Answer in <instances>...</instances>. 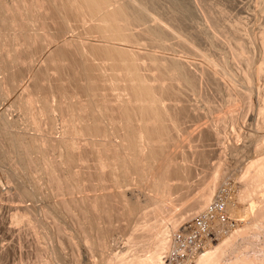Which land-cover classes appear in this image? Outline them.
Here are the masks:
<instances>
[{
	"label": "bare ground",
	"instance_id": "1",
	"mask_svg": "<svg viewBox=\"0 0 264 264\" xmlns=\"http://www.w3.org/2000/svg\"><path fill=\"white\" fill-rule=\"evenodd\" d=\"M172 1L173 5L160 8L155 0H0V74H3L0 77V94L5 96H1L0 100L6 99V96L11 98V93L17 92L20 90L17 87L22 86V74L31 73V78L27 75L32 79L31 83L26 85L28 82H25L21 92L15 98L12 97L15 103L9 101L11 105L16 104V109L25 114L36 131L24 136L20 132L21 126L19 132L17 128L13 129L14 132L4 128L16 126V120H19L16 118L21 115L19 111L18 117L15 116L16 122L7 119L5 113L3 117L0 116L1 122L5 123L4 127L0 125L3 127L0 129L6 134L12 133L10 139H0V149L13 161L9 162L14 165L11 168L25 171L31 168L33 177L37 179H32L35 187L40 188L35 182L42 176V182H46L43 185L47 184L49 193L55 196L73 195V192L80 190L77 193L79 195V192H86L87 189L86 194L82 192L85 194L82 197L77 195L79 198H74L75 194L56 200L65 216L54 210L57 207L55 205L52 210L72 220L80 240L83 238L85 242L96 244L103 250L108 246L112 223L134 213L139 203L143 206L138 196L127 195L131 187L126 185L137 181L150 207L153 205L154 221L149 222L148 228L151 230L148 231L151 232L147 234L146 249L143 253H136L135 249L134 253L122 249L113 254L109 264H162L161 255L170 249L171 234L183 219V214H173L176 198L172 197V193L178 185L181 187L180 181L176 182V179L181 180V184L187 181L191 169L187 161H192L189 157L193 158V155L184 153L186 147L181 146L185 149L183 153L180 152L182 148L178 150L181 155L175 153V149L180 148L185 115L192 112L184 104L186 98L183 99L182 93L188 92L194 82H199L200 74H203L202 79L205 76L212 85L217 86L222 82L220 76H223L224 64L221 60L207 68H199L201 71L196 69L200 71L198 74L188 67L185 59L141 49L152 45L171 47L173 44H168L170 36L177 37V41L190 48L195 46L196 37L187 36L184 32L186 37L181 34L180 19L186 12L182 0ZM190 2L196 9L195 0ZM69 24L74 29L78 26L76 30L79 31L83 25V31L81 29V34L78 31V35L75 33V37L62 39L65 37L62 33L68 32L72 26L69 27ZM204 26L208 35L214 37L205 23ZM263 30L258 43L260 54L255 53L253 48L255 76L264 70ZM214 42H211V47ZM38 56H42V63L35 66L34 57L37 59ZM2 112L5 111L2 109ZM256 116L255 127L264 129V97L258 104ZM23 120L22 124L25 122ZM57 121L60 122L59 128H62L59 129L60 137L48 135V128L55 133ZM30 127L29 130H32ZM22 129L25 130V127ZM43 129L45 132L48 130V134ZM213 135L219 134L215 132ZM186 144L187 147L191 145ZM171 146H174L173 149ZM196 150L191 149L192 154ZM197 153L200 154L199 151ZM253 160L240 176L242 181L245 180V186L241 185L243 189L239 188L236 197L237 201L245 202V205L240 208L236 205V199H223L227 216L241 221V224L238 223L233 229L235 224L227 223L224 228L221 222L213 220L218 230L217 237L196 254L192 264H264V155ZM216 171L219 178L222 173L219 169ZM22 176L21 179H24ZM123 186L128 188L127 192L122 189ZM92 189L96 193L93 194L90 191ZM131 192L130 189L129 194ZM23 194L31 193L24 189ZM211 199L210 195H203L198 202L199 210L205 208ZM60 214L56 215L47 208L43 215L58 220L62 217ZM51 222L54 223L52 226L57 224L59 227H56L57 234L67 230L59 226L60 223ZM230 229L233 230L216 243L220 233Z\"/></svg>",
	"mask_w": 264,
	"mask_h": 264
},
{
	"label": "rangeland",
	"instance_id": "2",
	"mask_svg": "<svg viewBox=\"0 0 264 264\" xmlns=\"http://www.w3.org/2000/svg\"><path fill=\"white\" fill-rule=\"evenodd\" d=\"M155 2L156 4H158L157 6H159L160 8L165 5L168 6L173 5L172 0H155ZM182 3L184 9L186 8L185 9L186 12H184L185 15H181V19H180L182 22L181 34L183 35V37H186V35L196 37L195 46L190 48L186 44L177 41L178 40L177 37L170 36L168 39V44L172 43L173 45L171 47L162 46V45H152L147 47L143 46L144 48L141 47V49L144 50L147 48L158 54L162 53L163 55L166 56L170 55L181 58L183 60L185 59V61L189 62V63L187 62V64H189L188 67L189 68L191 67V70L195 71L198 74H200L201 67L207 68L213 65L214 63H216L218 60H221L222 63L224 64L222 67V71L224 72L222 74L223 76H220V79L222 81L220 82V85L217 86L215 84L212 85L213 83H211V81L210 83H208L209 80L206 81L207 79H205L206 78L205 76H203L202 79L203 74L202 75L200 74L201 77L199 78V82H194L196 85L194 83L190 85V87L192 88L189 87L188 92L184 90L187 93L186 94L184 92L186 97L182 93L183 95L182 97H184L183 99L185 100L186 98V101L188 102L187 103L186 101H184V104H187L189 106L187 108L190 110V112L192 111L193 113L192 112L190 113L188 111L190 114L186 113L185 115V119L183 123V128L185 131L183 130V133L181 134L183 136L181 138L182 140L179 141V143H181L180 148H177V150L175 149V153L178 152L176 154H180L178 150H181L182 147L183 148L186 147L187 150L186 152H184L185 149L183 150V148H182L183 151L181 150L180 152L190 154V156L193 155V158H191L192 156L189 157L188 155V157L192 161H189L190 163L187 161V165L189 164V167L192 170L190 169V173L188 174L187 181L181 184L180 183L181 180L176 179V182L180 181L179 184L181 185V187H178L179 186L178 185L177 186L178 189L176 187L177 192L175 190L174 193H172L173 195L172 197H174V199L176 198L175 202L173 201L174 202L173 204L175 206V208L173 209V214L176 215L183 214V219L178 223V226L184 220V218L189 217L190 215H192L193 213L199 210L198 202L205 194L210 195L211 198H213L216 195H220L226 201L230 199H236L238 192H240V190L243 189L241 185L245 180L242 181L241 180L242 178L240 176L242 175V172L244 171L245 167L251 161H254L253 158L257 159V157H262L264 155L263 154L264 129L258 130L255 127V120L257 119L256 109L258 107V104L264 97L263 96L264 70L263 72H260L258 76H255L253 69V64L255 60L254 61L252 60L254 49H255V53L260 54V47L258 43H260L259 41H261L259 40L261 39L259 37H262L263 35V34L261 35L260 33H262V30L264 29V0H195L194 3L196 4L195 6L197 10L194 7H192L194 6L193 4L191 6L192 2H190V0H182ZM159 7H157L158 10H160ZM71 22L73 24L74 21ZM204 23L209 27L210 33H212L214 37L212 35H208L209 32L208 31L206 32ZM72 24H69V27ZM74 24L76 23L74 22ZM77 25L79 26L78 23ZM77 25H75V27ZM71 27H70L71 30L68 28L67 30L68 32L62 33V35L65 36V37L63 36L64 38L62 39L75 37L78 35L79 30H76L77 27L75 29L73 25ZM80 27L82 28H80L79 34L82 33L84 28L83 25ZM137 28L139 29V26ZM183 32L186 35H184ZM193 33H195L196 35ZM200 37L201 38L203 37V39H201ZM213 40L216 41V43L214 42L216 48H214L215 47L214 44L212 45V47L210 46ZM179 43H181L182 45L181 44L179 45ZM36 57H34L35 60L34 63L33 62L32 63L35 66H38L40 64L39 62L42 61V56H38L37 59ZM36 60L38 61V63ZM196 69H199L200 71ZM30 74L27 73L22 74L23 76H21V81H20L22 82L21 83L22 86L17 87L20 88V90L18 89L17 92L15 91L16 90L15 88L14 90L15 93L14 92L13 94L11 93L12 96L9 95L11 98L6 96V99L3 98L0 100L1 101L0 112L2 113V114L0 113V116L2 115L3 117V114L5 113L4 115L7 116L6 117L7 119H12L15 121L16 118L15 116L18 117V115L21 114L20 110H18V108L16 109L17 107L16 104L14 106L15 99L13 98L16 97L17 93L21 92V89H23L22 87H25V84L27 82L28 83L26 85L31 83L32 79H29L31 78ZM2 75L3 74L1 73L0 77ZM27 75L29 76V78L27 77ZM22 78L24 79L22 80ZM203 82H206L205 84L207 85H204ZM208 85L210 87L206 88V86ZM260 95L262 98L260 97ZM1 96L3 97L4 95L0 94V97ZM9 100L14 102L13 105H11L12 102ZM7 103L9 104L10 107L8 106ZM12 106L13 108H11ZM187 108L186 110H188ZM2 109L5 112H2ZM6 113H8V115ZM13 113H15L16 115ZM12 114L14 117L12 116ZM22 114L18 118H16L19 119L16 120L18 123L15 121L16 122L15 125L16 126L18 125V127L13 126L11 127L12 129H10L9 127L8 128L4 127L5 123L1 122L2 119H0V125H2L6 129H9L8 132L10 130H11L10 132H14L13 129L16 130V128L17 130L19 129L17 131L19 132L21 127L22 128L25 127V130L21 128L20 131L23 133L24 136L25 135L28 136L29 133L31 134L35 133L36 131L34 130V128H32V125L26 119L27 117L25 116V114L24 113ZM22 119L24 120L26 119L25 122L23 120L24 126L21 122ZM26 122L29 123L31 127L28 126L29 124H27ZM57 123L58 124H56V128H55L56 130L53 129V131L55 130V133H53L51 129L48 128V125L45 124V126L50 131L49 132L47 130L49 134L47 133V131L45 132L44 131L45 128L43 126L44 128L43 131L45 132V134L48 135L52 134L53 137L54 135L55 137L56 136L60 137L61 131L59 129L62 128H59L60 122L57 121ZM2 126L0 127L1 129H3ZM28 127H30V129L32 128V130H29ZM1 129H0L1 131L0 139L2 140H8V138L10 139L11 137L10 135H12V133L10 135L9 133L6 134ZM211 129L214 131H212ZM22 130H24L25 132H23ZM189 130L190 133L188 132ZM213 132L214 133L216 132V134L218 133L219 135L218 136L215 135L214 137ZM3 133L8 136L6 137V135H4ZM198 134L200 137L203 136V138L202 137L200 138ZM187 136L191 139V141H189ZM186 137L189 142L186 140ZM259 142L262 144V146L261 144H258ZM185 143H189V144L191 143L192 146L190 145L188 147H190L192 150L193 148L197 149L196 151L197 152L199 151L200 154H198L197 152L192 154L191 149L190 148L189 150L187 149L188 144L185 145ZM173 147L171 146L172 149ZM2 154L3 151L1 150L0 151V264H101V263L109 264L110 258L113 256V254L121 251L122 249L124 250L127 249V251H129L130 253H132L131 250L134 253V249L136 253L139 252L143 253V251L146 249L145 247L148 246L146 242L147 234L151 232L148 231L151 230V228H148V226L150 227L149 224L152 221H154V214L152 209L153 205H151L152 207L151 208L150 203L147 202V198L145 199V195L142 194L143 193V190H141L142 187H140L137 181L134 180L135 183L134 181H131L133 184H131L130 182L129 185H126L128 187L129 186L131 187L129 189L127 188L128 192L127 189L124 188L125 186H123L122 189L124 188L125 192L128 193L127 195L138 196L139 201L140 202L142 201L143 206L146 205V203L148 205L142 208L143 207L141 206L142 204L139 203L140 206L138 205L137 207L138 210L137 209L135 210L136 213L135 212L132 213L134 216H132L131 214L128 215L127 217L126 215V217L123 216L122 218L115 220L111 225L112 227L111 226L108 227V228L111 227L109 229L110 237L108 241V246L103 250V248L97 247L96 244L94 245L85 242V240H82L83 238H81L80 240V234L77 233L76 231L77 228L74 226L75 224L72 222V220L69 217L67 216L64 217L65 214L61 212L62 209L61 211L59 210L60 207L58 206V204H56V202L61 198L64 199L68 198L67 197L68 195L70 197L72 193L64 194L60 196H55L54 194L52 195L51 192L49 193L50 189L48 188L47 184H46L47 186L44 184L45 188L43 187L44 186L43 183L46 182H42L41 178L43 177L40 175H39L40 177H38L39 183L38 181L35 182L36 186L40 188L35 187V184H33L34 182L32 180L35 178L32 175L31 168L30 169L28 168V170H26L29 174L22 168L20 170L18 169L20 171L19 172L18 170L11 168L14 167V165L13 164H11L12 166L10 165L9 163L11 162L10 158L7 157L6 154H3L4 157H2L3 156ZM194 155H196L195 158ZM34 156H36V154ZM7 158L9 161L7 160ZM185 162L183 161V163ZM11 163H13V161ZM193 163L196 165H194ZM10 168L12 170H10ZM221 168L223 169V171ZM216 169H219V171L222 173V175L220 176L221 178L220 177L217 178L216 175L217 173H215L217 172ZM21 170L23 173L21 172ZM17 171L19 174L17 173ZM210 173L212 175H216V177L214 176L215 177L214 178L213 176H211ZM21 174L23 175L22 177H24V179H21ZM29 178H31V180H29ZM212 178L213 181L211 180ZM216 178L218 182H216L217 181ZM36 180L37 179H35V181ZM17 183L19 184L17 185ZM40 183L41 186H39ZM136 183L138 186L136 185ZM28 184L29 185L31 184L30 187ZM132 185H136L137 187ZM24 186L28 188L26 189ZM31 187H34L36 189L32 191V189L34 188ZM42 187L44 188L45 191L43 190ZM240 187L241 189L239 190ZM24 189L25 191L28 190L31 194H27V195L23 194ZM40 189L41 191L42 190L43 191L41 192ZM130 189L132 190V192L129 194ZM16 191L18 193H16ZM78 191L76 193L73 192V195L76 194L74 198L82 197L86 194V192H88L87 189H85L86 192H84V190L83 191L81 190L85 194L79 192L78 195L77 194ZM90 191L93 194L94 192L96 193V191L93 189ZM20 192H22V194ZM19 193L21 195H19ZM92 193H89V195H91ZM17 194L19 195V197ZM244 203L245 202L237 201L236 205L241 208L245 205ZM54 205L57 206L55 209H54ZM44 207H47L51 212H53L56 215H59L61 213L64 216H62L61 214H60L62 216L61 218L58 216L59 217L58 220H60L59 222L58 220H53V217L51 215L50 216L52 217V219L51 217H46V216L44 217L43 215L44 210L47 209ZM52 209L57 210L60 213L58 214L57 211H54ZM130 216L132 218H130ZM130 219L133 220L134 222L130 221ZM229 220H230V224H235L233 229H235L237 225L241 224V221L236 220L233 217L229 218ZM51 221L60 223L58 225L59 226L62 225L63 227H65V229H67L66 230L67 232L65 231V233L61 232L62 234H57L58 232L56 233V231L57 228L59 227L56 226L57 224H55V226H52L54 225V223ZM129 222L132 224H130ZM223 226L224 228H226L225 224ZM127 228L130 231L127 230ZM233 229H230L225 233L221 232L216 243H219L223 235L227 234ZM141 232L143 235L141 234ZM70 233L71 234L73 233L71 237H70ZM139 240L142 243L139 242ZM92 246L94 247V249Z\"/></svg>",
	"mask_w": 264,
	"mask_h": 264
},
{
	"label": "built area",
	"instance_id": "3",
	"mask_svg": "<svg viewBox=\"0 0 264 264\" xmlns=\"http://www.w3.org/2000/svg\"><path fill=\"white\" fill-rule=\"evenodd\" d=\"M224 198L214 196L202 210L185 218L170 237V249L161 255L162 264H192L193 258L217 237L213 220L230 224ZM224 227V226H223Z\"/></svg>",
	"mask_w": 264,
	"mask_h": 264
}]
</instances>
